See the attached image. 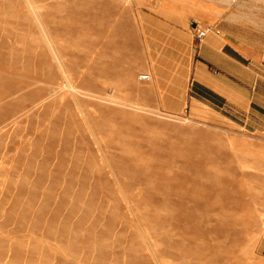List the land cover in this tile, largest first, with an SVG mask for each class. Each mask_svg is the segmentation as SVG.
Returning <instances> with one entry per match:
<instances>
[{"label":"rangeland","instance_id":"374dc122","mask_svg":"<svg viewBox=\"0 0 264 264\" xmlns=\"http://www.w3.org/2000/svg\"><path fill=\"white\" fill-rule=\"evenodd\" d=\"M178 6L0 0V264H264V128L190 102Z\"/></svg>","mask_w":264,"mask_h":264},{"label":"crops","instance_id":"0c3cea01","mask_svg":"<svg viewBox=\"0 0 264 264\" xmlns=\"http://www.w3.org/2000/svg\"><path fill=\"white\" fill-rule=\"evenodd\" d=\"M177 21L207 28L195 43L190 102L254 133L264 128V0H178Z\"/></svg>","mask_w":264,"mask_h":264},{"label":"built area","instance_id":"2783aa9c","mask_svg":"<svg viewBox=\"0 0 264 264\" xmlns=\"http://www.w3.org/2000/svg\"><path fill=\"white\" fill-rule=\"evenodd\" d=\"M191 26H192V28H194L195 40L200 41L204 37V35L207 31V28L205 26H202V25L196 23V22H191ZM148 77H149V75L145 74V73L140 75V78H142V79H147Z\"/></svg>","mask_w":264,"mask_h":264}]
</instances>
